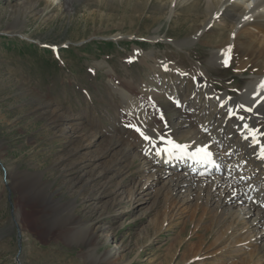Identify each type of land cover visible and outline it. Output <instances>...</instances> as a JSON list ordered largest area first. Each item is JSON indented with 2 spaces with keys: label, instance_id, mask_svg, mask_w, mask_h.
<instances>
[{
  "label": "rangeland",
  "instance_id": "obj_1",
  "mask_svg": "<svg viewBox=\"0 0 264 264\" xmlns=\"http://www.w3.org/2000/svg\"><path fill=\"white\" fill-rule=\"evenodd\" d=\"M32 2L36 6L26 13ZM58 2L0 0V264H238L246 258L258 264L262 242H249L250 232L232 216L219 225L218 194L194 191L177 205L163 187L166 177L157 182L154 170H141L148 165L140 159L111 169L114 156L102 155L101 146L106 137L123 135L126 122L137 136L136 129L156 130L163 122L181 136L199 116L220 123V107L205 92L195 95L194 73L215 95L237 99L261 72L249 65L243 70L230 58L227 66L223 59L214 65L216 46L203 38L189 43L195 25L172 22L183 14L172 5L184 0H75L67 10ZM230 19L213 29L232 32ZM180 74L192 79L180 82ZM122 78L133 92L119 85ZM46 106L66 116L63 125L55 126ZM76 117L82 130L70 139L61 131ZM87 130L100 133V141L81 142ZM174 138V145L185 143ZM135 143L145 161L146 145ZM160 162L154 168L173 177L183 172ZM235 175L239 186L246 183L240 175L247 173ZM14 184L28 190L17 192ZM88 224L92 241L91 235L69 238L77 232L73 227ZM109 252L115 255L105 260Z\"/></svg>",
  "mask_w": 264,
  "mask_h": 264
},
{
  "label": "bare ground",
  "instance_id": "obj_2",
  "mask_svg": "<svg viewBox=\"0 0 264 264\" xmlns=\"http://www.w3.org/2000/svg\"><path fill=\"white\" fill-rule=\"evenodd\" d=\"M243 1L248 4V7L251 6L252 1ZM74 2L75 0H59L58 3L61 8L65 7L67 10L70 8L72 9ZM35 3L36 2H32L29 4L26 8V13L33 11L32 9L36 6ZM141 3L143 4V2ZM52 4V1L47 3L45 9H50ZM147 4L148 3L146 2V5ZM241 5L242 4L239 5L233 0L231 3L230 0H184V2H176L172 5V8H176L177 11L178 8H181L183 13L179 15L180 19L175 18L172 22H177L182 19L183 22H186L187 24L192 23L195 25L193 28V37L190 39L189 43L196 42L198 39L201 40V38H203L205 40L207 39L206 41L211 45L216 46V51L211 53L213 57L216 58L215 64L213 62L214 65H216L218 60L220 62V59H223L224 61L227 59L228 61L230 58V62L233 60L240 64L238 67L241 69L246 68L249 65L248 67H254L256 72H261L260 75L252 77L249 80L242 95L239 94L240 96L237 99L230 97L228 94L215 95L209 87V81L201 74L194 73L193 77H195L194 82L196 83V88L194 90L195 95L200 91L205 92L206 96L212 99L213 102L220 107V111H222L223 114L225 113L224 116L220 117L221 122L215 123L211 120L207 121V118L205 119L203 116H199L195 127L188 128L186 131H181V136L178 134L176 135L174 131H170L167 122H163L156 130H149L145 127L142 128L141 131L151 138V143L144 140L141 135L137 136L133 131V125L126 122L123 124L125 127L123 135L117 134L105 138L106 141L103 143L105 145L104 147H102L103 145L101 146V154L114 156L111 161V163H113L111 169L120 162L130 166L133 164L134 160H142V163L145 166L148 165V167L141 168V170H154L152 178L156 179L157 182H161L162 179L166 177L163 187L174 196L177 205H185L186 201L191 200L190 195L194 191H198L199 193L201 191L204 192L205 189L209 192L211 197L214 196V193L218 194V210L220 211V215L221 213L223 215L220 216L221 221L219 225H225V222L231 216L235 222L237 221V223H239V225H244V232L249 231L251 234L249 242H262L261 246L256 248L257 251L255 255L256 261L258 264H261V260L264 259V188H261L257 193H255V191L260 185L264 184V159L259 158L261 150L264 149V90H261L259 87L261 82H264V0H260L258 4L249 10H244L242 8L244 4ZM16 7L14 14L17 13L18 19V16H21V14L20 12H17V9L20 7ZM219 7L220 9L217 10ZM245 15L251 17V19L245 21L243 19ZM23 18L25 19V16H23ZM226 18H232L234 21V25H232V32L233 30L235 31L233 32L235 33L233 38L231 37V31L228 33L223 31L222 28L216 30L213 29L217 22L221 20L224 21ZM232 19L230 20L232 21ZM197 21L200 22L197 24ZM176 44L178 45V43ZM186 44H188V42H186ZM229 49L230 52L228 51ZM136 54L137 52L134 53L133 56ZM219 64L221 65V62ZM178 76L179 77L176 76V79L180 82H188L190 78L192 79V76L188 75L180 74ZM122 80L123 82L119 83V85H121L126 92H133V90L128 88L131 83L126 79L122 78ZM115 84H113V86ZM177 94H179V92H177ZM254 96L256 97L255 100L253 99ZM241 105H243L244 108L252 109V111L242 110ZM154 108H156L155 111H159L157 106ZM46 109L48 111L45 110V114L47 113L53 118V121L56 123L55 126L64 124L65 121L62 120V118L64 117L66 119V116H64L63 113L57 110H50L47 106ZM240 117H243V119H240ZM78 122L80 121L78 120L75 121V123H68L64 126L61 132L68 135L71 139L72 135H75L79 129L82 130V127H78L80 126ZM139 123L138 125L140 127L141 125ZM253 131L255 132V139L253 138ZM208 133H210V137L207 135ZM174 136L184 140L185 143H178V145L186 146V151L173 150V144L177 142ZM80 139L81 142L86 141L87 144L94 145V141L101 139V134L96 131L90 132L87 130L83 136H80ZM137 140L139 144L146 145L142 149L145 161L144 157L140 158L135 153L134 149L138 146V144L135 143ZM257 140L259 143H257ZM169 141L172 143H169ZM205 147L207 148L208 153H210L209 156H205L203 153H196L198 148ZM150 152H152L151 156ZM195 158L196 162L194 163L193 161ZM229 159L232 161H225ZM158 161L163 165L167 164L168 166L172 165L173 168H179L183 172L176 175L174 174L175 177H173L171 171L154 168V165L157 164ZM213 163H215V166ZM255 164H257V168L248 172V170L252 169ZM240 170L247 173L245 176L240 175V178L244 179L246 182L242 186H239V175H235ZM258 173V179L251 181V179L254 176H257ZM96 174L97 173L95 172L94 175ZM100 174L101 176L105 175L104 172H101L98 176H100ZM221 174L224 176L220 177ZM90 180H93V178ZM13 186L17 192H25L28 190V188H24L25 185L14 184ZM185 191L188 192L186 195H184ZM181 192H183L182 195L187 199L182 200L179 198V193ZM142 194L145 193L142 192ZM23 198L26 199L27 197L24 196ZM31 200L33 203L36 202L35 199ZM243 205L244 207L242 208L241 206ZM252 214H254L253 217H251ZM37 219L35 221H37ZM55 222L56 221L52 220L50 224L47 223L46 225L50 228ZM59 225L60 223L58 226ZM90 227H92L91 224L85 226L79 225L78 227L76 226V228L73 227V230H76L77 232L71 234L69 238H77V236L80 235L84 238L87 236L90 237L91 235L90 240L92 241L94 234L93 232H90ZM96 228L99 229L101 226H97ZM260 228L263 230H260ZM219 239L220 237L215 240L219 242ZM231 244L233 243L231 242ZM114 255L115 252L107 253L105 260H111ZM197 257L198 254H196L194 258L197 259ZM238 264H252V262L250 258H246L239 261Z\"/></svg>",
  "mask_w": 264,
  "mask_h": 264
},
{
  "label": "snow or ice",
  "instance_id": "obj_3",
  "mask_svg": "<svg viewBox=\"0 0 264 264\" xmlns=\"http://www.w3.org/2000/svg\"><path fill=\"white\" fill-rule=\"evenodd\" d=\"M232 2V0H230V3ZM243 19L245 20V21H248V20H250L251 19V17H249V16H247V15H245L244 17H243ZM229 52H230V49L228 50ZM224 64H225V66H227V64H228V61H227V59L224 61ZM260 89L261 90H264V82H261V84H260ZM255 96L253 97V99L255 100ZM241 109L242 110H244V111H252V109H250V108H244L243 107V105H241ZM240 119H243V117H240ZM139 133H140V135L142 136V138L144 139V140H146V141H148L149 143H151V138L149 137V136H147V135H145L140 129H136ZM253 138L255 139V132L253 131ZM169 143H172L171 141H169ZM257 143H259V141L257 140ZM173 150L174 151H186L187 150V148H186V146H184V145H173ZM196 153L197 154H199V153H203L205 156H209L210 155V153H208V151H207V148L205 147V148H198L197 150H196ZM260 159H264V149H262L261 150V155H260V157H259Z\"/></svg>",
  "mask_w": 264,
  "mask_h": 264
}]
</instances>
